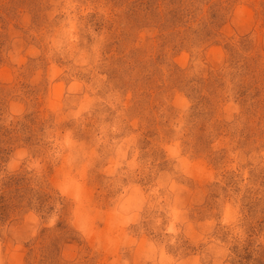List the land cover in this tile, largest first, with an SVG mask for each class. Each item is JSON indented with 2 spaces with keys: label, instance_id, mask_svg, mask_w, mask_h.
Masks as SVG:
<instances>
[{
  "label": "rangeland",
  "instance_id": "obj_1",
  "mask_svg": "<svg viewBox=\"0 0 264 264\" xmlns=\"http://www.w3.org/2000/svg\"><path fill=\"white\" fill-rule=\"evenodd\" d=\"M0 264H264V0H0Z\"/></svg>",
  "mask_w": 264,
  "mask_h": 264
}]
</instances>
